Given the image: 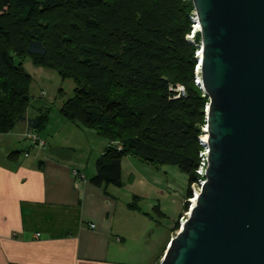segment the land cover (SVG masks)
<instances>
[{"label": "trees", "instance_id": "1", "mask_svg": "<svg viewBox=\"0 0 264 264\" xmlns=\"http://www.w3.org/2000/svg\"><path fill=\"white\" fill-rule=\"evenodd\" d=\"M191 17L190 0H0V134L26 120L28 59L72 80L60 114L107 142L91 185L107 196V187H122L125 156L174 166L191 184L208 103L195 84ZM178 86L184 96L175 98ZM47 119L39 110L29 130L42 131Z\"/></svg>", "mask_w": 264, "mask_h": 264}, {"label": "water", "instance_id": "2", "mask_svg": "<svg viewBox=\"0 0 264 264\" xmlns=\"http://www.w3.org/2000/svg\"><path fill=\"white\" fill-rule=\"evenodd\" d=\"M190 2L204 183L158 264H264V0Z\"/></svg>", "mask_w": 264, "mask_h": 264}, {"label": "crops", "instance_id": "3", "mask_svg": "<svg viewBox=\"0 0 264 264\" xmlns=\"http://www.w3.org/2000/svg\"><path fill=\"white\" fill-rule=\"evenodd\" d=\"M39 92H47V99L29 95L26 120L0 134V264H158L172 228L164 237L154 236L148 214L130 211L115 197L128 188L125 177L134 181L135 198L141 189L156 188L138 178L142 163L125 156L122 187L109 186L105 195L89 180L107 142L66 121L61 106L53 111L50 90ZM39 110H48L45 128L35 133L45 142L43 150L25 138L31 133L27 120ZM155 207L165 216V208Z\"/></svg>", "mask_w": 264, "mask_h": 264}, {"label": "rangeland", "instance_id": "4", "mask_svg": "<svg viewBox=\"0 0 264 264\" xmlns=\"http://www.w3.org/2000/svg\"><path fill=\"white\" fill-rule=\"evenodd\" d=\"M192 18V17H191ZM193 24V23H192ZM192 32L193 30V25ZM192 35V34H191ZM190 35L186 36L188 38ZM189 41H193V38ZM197 51L195 53L196 57ZM23 68L26 73L31 77L29 95L34 98H37V94L40 97L44 96L47 99V92L38 93L39 90H50L51 96L55 95V103L51 106L53 111L57 110L61 106L64 97L70 96L74 88L72 80L65 79L61 80L57 73L51 69H45L39 66H35L32 61L26 59L23 61ZM197 68V67H196ZM34 83V84H33ZM36 89H32V86ZM59 90L61 92L59 93ZM50 106V104H49ZM48 106V107H49ZM203 128H201L202 135ZM98 141H103V139L98 138ZM67 155H73L66 152ZM143 166L137 167L138 171L137 176L139 179H145L147 184L152 183L156 186L151 192L147 190L150 189H141L138 193V197L135 198V192L132 191L133 179L130 176L125 177V183L127 189L122 190V192L115 193V197L120 203H122L125 208H129L130 211L133 209L141 210L143 213H147L148 216L152 219L154 227V236H162L168 233L167 229H171L173 237L180 230L179 222L185 218L186 213L189 211L190 204L187 200L191 199L194 192H196V171L195 179L191 184L187 183V177L185 174L180 172L176 167L169 165H162L158 167H153L149 165L142 164ZM199 166V165H198ZM148 188L149 186L146 185ZM152 188V187H151ZM188 188V198H185V193ZM160 205L162 209L165 208V216H158L154 210L156 205ZM178 217V218H177ZM177 221V228L175 222ZM155 222V223H154ZM155 225V226H154ZM174 229H177L174 231ZM152 236V235H151ZM153 236L151 237V239Z\"/></svg>", "mask_w": 264, "mask_h": 264}, {"label": "built area", "instance_id": "5", "mask_svg": "<svg viewBox=\"0 0 264 264\" xmlns=\"http://www.w3.org/2000/svg\"><path fill=\"white\" fill-rule=\"evenodd\" d=\"M195 30V29H193ZM193 37L192 35H190L187 39L191 40ZM197 78L195 80V84H196ZM197 85V84H196ZM176 91V97L175 98H180L184 96V89L181 86L176 87L175 89ZM26 140L29 142V145L31 147H38L40 149H44L45 148V142L38 137V135H36L35 133H28L25 136ZM206 151L204 150L203 152L200 153V162H199V166L196 170V192H194L193 196L191 199L187 200V202L190 204L189 206V210L192 207V203L193 201H195L196 196L198 195L199 191H200V187L203 185L204 183V169H205V158L204 156L206 155ZM26 156V155H25ZM72 176L77 178L79 177V174L76 171H72ZM188 217V213H186L185 218H183L180 222H179V226H181L185 221L186 218ZM89 228H94L93 225H89Z\"/></svg>", "mask_w": 264, "mask_h": 264}, {"label": "bare ground", "instance_id": "6", "mask_svg": "<svg viewBox=\"0 0 264 264\" xmlns=\"http://www.w3.org/2000/svg\"><path fill=\"white\" fill-rule=\"evenodd\" d=\"M193 28L195 29L194 31H198V26L193 25ZM197 58H199V55H197ZM196 69H198V67H197ZM197 73H198V70H197ZM197 76H198V74H197ZM200 139H201L203 142H205L206 139H207V137H206V135L204 134V135H202V136L200 137ZM194 203H195V201H193V203H192V207H193Z\"/></svg>", "mask_w": 264, "mask_h": 264}, {"label": "clouds", "instance_id": "7", "mask_svg": "<svg viewBox=\"0 0 264 264\" xmlns=\"http://www.w3.org/2000/svg\"><path fill=\"white\" fill-rule=\"evenodd\" d=\"M197 55V54H196ZM195 72H196V70H195Z\"/></svg>", "mask_w": 264, "mask_h": 264}]
</instances>
